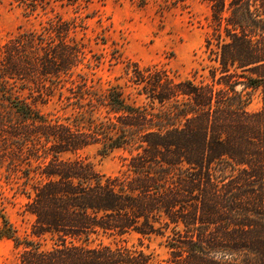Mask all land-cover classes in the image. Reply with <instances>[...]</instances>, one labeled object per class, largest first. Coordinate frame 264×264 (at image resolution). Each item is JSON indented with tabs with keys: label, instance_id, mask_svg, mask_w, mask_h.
I'll list each match as a JSON object with an SVG mask.
<instances>
[{
	"label": "trees",
	"instance_id": "trees-1",
	"mask_svg": "<svg viewBox=\"0 0 264 264\" xmlns=\"http://www.w3.org/2000/svg\"><path fill=\"white\" fill-rule=\"evenodd\" d=\"M203 1L206 80L127 60L124 83L98 84L79 16L0 48L1 178L34 218L22 235L0 215L17 264H264V0ZM89 147L125 168L72 156Z\"/></svg>",
	"mask_w": 264,
	"mask_h": 264
},
{
	"label": "rangeland",
	"instance_id": "rangeland-1",
	"mask_svg": "<svg viewBox=\"0 0 264 264\" xmlns=\"http://www.w3.org/2000/svg\"><path fill=\"white\" fill-rule=\"evenodd\" d=\"M57 16L65 19L79 16L88 23L87 37L82 40L87 45L88 57L105 55L103 61L90 70L98 84L124 83L127 60L164 66L177 79L206 80L207 66L211 63L205 51L210 6L203 0H0V48L17 32L41 29ZM105 36L106 44L101 40ZM113 52L118 59L112 58ZM55 106L59 108L52 101L41 107L49 111ZM261 107V94L255 91L246 108L254 112ZM72 156L90 159L108 176L125 168L129 153L116 150L103 156L96 147H89ZM0 183L3 185L0 215L5 214L20 234L28 233L34 218L24 211L26 197L12 188L16 187L15 183L9 184L1 178V171ZM160 240L145 239V244L160 257H166ZM130 242L138 241L134 237ZM17 256L13 240L0 238V264H17Z\"/></svg>",
	"mask_w": 264,
	"mask_h": 264
}]
</instances>
